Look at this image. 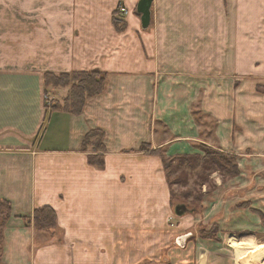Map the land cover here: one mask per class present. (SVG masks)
I'll return each mask as SVG.
<instances>
[{
  "label": "crops",
  "instance_id": "1",
  "mask_svg": "<svg viewBox=\"0 0 264 264\" xmlns=\"http://www.w3.org/2000/svg\"><path fill=\"white\" fill-rule=\"evenodd\" d=\"M137 2L0 0L2 264H235L236 246L264 248V0H153L147 28ZM73 72L103 78L77 113L70 86L44 82ZM92 130L103 168L81 150ZM202 145L239 174L177 216L162 156ZM43 206L55 231L33 227Z\"/></svg>",
  "mask_w": 264,
  "mask_h": 264
},
{
  "label": "trees",
  "instance_id": "2",
  "mask_svg": "<svg viewBox=\"0 0 264 264\" xmlns=\"http://www.w3.org/2000/svg\"><path fill=\"white\" fill-rule=\"evenodd\" d=\"M44 82L47 86L61 87L70 86V92L67 99L64 102V108L70 109L72 112H80L83 103L87 97L94 96L101 92L103 89V78L99 76L98 72H73V73H46L44 75ZM52 109H57V105L52 104ZM60 108V107H58ZM103 137L104 134L99 130L89 131L83 140L81 150L85 151L88 146L93 147L94 154L88 156V162L97 168H103ZM204 146V145H202ZM204 148V149H203ZM203 155L199 154H187L177 155L174 157H163L162 164L165 172V177L170 187L171 192V205L174 207L175 202L172 198L171 181L169 179L170 163L177 160L178 167L183 164H188L190 167H194L198 163H201L205 168L210 171H219L224 178H231L239 174L237 165V158L233 154L225 153L214 148L202 147ZM101 152V153H100ZM202 198L199 199V205L201 206ZM200 208V207H199ZM194 211L199 210L192 208ZM11 214V205L8 201L0 199V264L3 253V240L4 229ZM261 220L264 224V215L261 214ZM33 227L37 231H55L57 228V218L55 211L49 206H43L34 209L30 218ZM216 228L212 227L209 231L201 230V235L205 238H212L215 235Z\"/></svg>",
  "mask_w": 264,
  "mask_h": 264
},
{
  "label": "rangeland",
  "instance_id": "3",
  "mask_svg": "<svg viewBox=\"0 0 264 264\" xmlns=\"http://www.w3.org/2000/svg\"><path fill=\"white\" fill-rule=\"evenodd\" d=\"M202 147H209L210 146H200ZM204 149V148H203ZM203 155L204 152L201 150L200 152ZM177 160L170 163L169 169V179L171 181V191H172V198L176 204H184L189 210L191 208L199 209V199L200 197L203 199L209 191H213L216 188V179H220L221 182L226 180L222 176L219 171H210L208 168H205L201 163L194 165V167H190L188 164H183V166L178 167ZM174 205V206H175ZM196 211V210H195ZM203 230L201 226H198L197 231ZM200 234V232H199ZM233 239L235 241L240 240V237L236 235L234 238L230 240V244H232ZM253 243V242H252ZM253 244H261V243H253ZM234 247L235 245L232 244ZM264 246V245H262ZM250 245H239L234 248V257H235V264H246L249 261V264H264V251L261 252L258 256L253 258L252 255H247L245 257V252ZM238 253L241 255L243 254L244 259L237 258ZM251 258V259H249Z\"/></svg>",
  "mask_w": 264,
  "mask_h": 264
},
{
  "label": "water",
  "instance_id": "4",
  "mask_svg": "<svg viewBox=\"0 0 264 264\" xmlns=\"http://www.w3.org/2000/svg\"><path fill=\"white\" fill-rule=\"evenodd\" d=\"M153 0H138L136 5V13L140 15V21L142 28H147L151 18V6ZM189 209L184 204H176L174 206V213L177 216L183 215ZM183 238L178 239L177 243H180Z\"/></svg>",
  "mask_w": 264,
  "mask_h": 264
},
{
  "label": "bare ground",
  "instance_id": "5",
  "mask_svg": "<svg viewBox=\"0 0 264 264\" xmlns=\"http://www.w3.org/2000/svg\"><path fill=\"white\" fill-rule=\"evenodd\" d=\"M264 251V248H260V249H258L257 250V253H256V256H258L261 252H263ZM259 257V256H258Z\"/></svg>",
  "mask_w": 264,
  "mask_h": 264
},
{
  "label": "built area",
  "instance_id": "6",
  "mask_svg": "<svg viewBox=\"0 0 264 264\" xmlns=\"http://www.w3.org/2000/svg\"><path fill=\"white\" fill-rule=\"evenodd\" d=\"M119 11H120V12H126L127 10H126L124 7H121V8L119 9Z\"/></svg>",
  "mask_w": 264,
  "mask_h": 264
}]
</instances>
